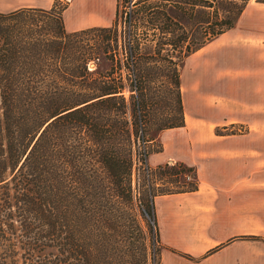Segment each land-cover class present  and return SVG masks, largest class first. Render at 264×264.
Returning <instances> with one entry per match:
<instances>
[{
	"label": "trees",
	"instance_id": "1",
	"mask_svg": "<svg viewBox=\"0 0 264 264\" xmlns=\"http://www.w3.org/2000/svg\"><path fill=\"white\" fill-rule=\"evenodd\" d=\"M117 1L109 25L72 31L65 6L0 11V264H146L133 171L148 215L154 196L196 190L191 166L150 168L161 148L136 140L157 115V130L184 125L180 64L248 0H138L122 21Z\"/></svg>",
	"mask_w": 264,
	"mask_h": 264
},
{
	"label": "crops",
	"instance_id": "2",
	"mask_svg": "<svg viewBox=\"0 0 264 264\" xmlns=\"http://www.w3.org/2000/svg\"><path fill=\"white\" fill-rule=\"evenodd\" d=\"M249 1L234 25L221 34H225L226 44L237 43L234 36L240 35L241 40L259 39L252 16L264 15V2L250 5ZM52 4L53 0H17L15 5L0 6V11L49 8ZM73 7L76 17L66 19L67 10ZM115 8L116 0H71L62 11L64 27L72 31L107 26L113 20ZM236 83L242 84L241 80ZM231 99V104L226 103L220 109L224 118L210 122L212 125L233 128L246 119L250 110L258 108L245 103L242 95ZM182 110L184 125L158 132L162 148L151 153L148 165L154 168L163 163L181 162L194 169L197 183L192 192L153 198L158 243L162 249L176 252L166 250L164 264H264V244L250 238H264V175L256 167L257 157L250 155L254 148L248 141V134H259V131L216 134L202 120H191V112L184 110L183 103ZM187 138L192 139L191 153L181 148L188 142ZM250 246L257 252L250 253Z\"/></svg>",
	"mask_w": 264,
	"mask_h": 264
},
{
	"label": "rangeland",
	"instance_id": "3",
	"mask_svg": "<svg viewBox=\"0 0 264 264\" xmlns=\"http://www.w3.org/2000/svg\"><path fill=\"white\" fill-rule=\"evenodd\" d=\"M17 0H0L2 5H15ZM71 0H53V4L57 7L66 6ZM138 0H118V19L122 21L130 8L134 9L133 3ZM260 0H250V5ZM52 4V5H53ZM77 15V11L69 8L65 14L66 19H73ZM111 16V20L113 19ZM252 20L256 21V29L259 39L255 42L245 38L241 40L234 36L237 43L226 44L225 34L207 43L194 53L188 55L180 64L179 67V90L181 96V103H183L184 110L191 112V120H202L203 125L210 127L216 134L221 133H247L248 131H259V134H248V141L253 146L250 155L257 157L258 164L256 167L263 171L264 175V31H262L264 21L263 16H252ZM67 24L73 21H65ZM82 23L83 21H79ZM110 24V23H109ZM107 24V25H109ZM245 30V29H244ZM243 32V31H242ZM263 32V34L261 33ZM228 45V46H227ZM231 51V52H230ZM233 54V56L231 55ZM237 55L238 57H236ZM241 80V86L236 83ZM183 89V93H181ZM185 91V93H184ZM184 94V99H183ZM242 95L245 103L248 105H258L256 110H250L244 121L231 128L227 125H212L210 122L220 121L224 118L220 109H224L225 104L232 103L235 96ZM184 101V102H183ZM235 102V101H234ZM162 105L160 108L163 109ZM186 108V109H185ZM186 110V111H187ZM174 114L175 112L172 111ZM185 112V111H184ZM159 121L151 120L150 124L147 121L143 127V139H152L142 141V138L136 140L137 150H158L162 148L160 136L157 127L161 124L167 123L166 117L157 115ZM166 128L165 130H168ZM175 132H173L174 134ZM170 134V133H168ZM176 134L174 137L176 138ZM173 138V139H175ZM178 140V139H177ZM188 142L181 145L183 151L191 153L193 151L192 139L187 138ZM152 153V152H151ZM146 157V163L150 165V155ZM138 171L132 173V187L134 188V209L132 210L133 225L132 234L137 241L144 243L146 248V264H164L166 258V250L170 253H175L170 249H162L157 242V238L152 241L151 233L147 228L153 232L156 230V223H153L154 214H146L142 211L143 207V188L136 185L138 181ZM165 175L158 173L152 177L157 183L166 180ZM160 178L159 180H157ZM187 179L185 178V181ZM140 184V183H139ZM153 185V183H152ZM144 215V219L141 216ZM130 235V234H129ZM251 245V244H250ZM256 250L250 246L249 252ZM257 252V251H256Z\"/></svg>",
	"mask_w": 264,
	"mask_h": 264
},
{
	"label": "built area",
	"instance_id": "4",
	"mask_svg": "<svg viewBox=\"0 0 264 264\" xmlns=\"http://www.w3.org/2000/svg\"><path fill=\"white\" fill-rule=\"evenodd\" d=\"M185 178H186L187 180H189V179H190V177H189L188 175H186V176H185Z\"/></svg>",
	"mask_w": 264,
	"mask_h": 264
}]
</instances>
